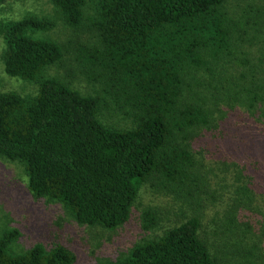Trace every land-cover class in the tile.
<instances>
[{
    "label": "trees",
    "instance_id": "trees-1",
    "mask_svg": "<svg viewBox=\"0 0 264 264\" xmlns=\"http://www.w3.org/2000/svg\"><path fill=\"white\" fill-rule=\"evenodd\" d=\"M6 1L4 71L36 89L0 92V158L80 225L125 226L144 185L181 208L155 234L158 212L144 207L150 235L97 264H264V4L49 0L51 13L12 19ZM52 64L64 77L46 74ZM20 235L0 232V264H77L63 243L15 251Z\"/></svg>",
    "mask_w": 264,
    "mask_h": 264
},
{
    "label": "rangeland",
    "instance_id": "rangeland-1",
    "mask_svg": "<svg viewBox=\"0 0 264 264\" xmlns=\"http://www.w3.org/2000/svg\"><path fill=\"white\" fill-rule=\"evenodd\" d=\"M254 3L261 5L264 4V0H254ZM52 8L49 0H7L4 4V11L12 19H19L28 11L49 14ZM57 29L54 36L59 40L68 42V39H73L63 32H68L66 28L63 27L62 32L59 27ZM48 33L51 34L52 31ZM3 47L4 42L1 37L0 54ZM45 72L48 75L64 77L63 70L55 64L47 66ZM73 83L75 84L74 81ZM84 86L86 84L83 80L80 87ZM34 89H36L34 82L6 74L0 58V92L17 91L27 95L34 93ZM213 153L217 155L216 152ZM212 161L215 167V159ZM218 174L225 177L223 169ZM150 205L155 207L159 215V227L155 229V234H159L164 228L183 218L180 206L173 203L171 198L152 192L144 185L139 200L134 206L132 218L125 226H119L114 230H101L99 226L80 225L66 213L60 203H48L44 198H35L28 191L27 178L22 167L16 162L0 158V232L8 226L20 230L21 244H17V241L12 242V245L18 247H14L15 251H21L25 246L35 242H42L45 245L63 243L77 254V264H97L98 257L115 259L125 254L140 237L150 235L144 230V221L140 218L143 208ZM215 205L204 210L202 225V234L211 239L215 229L213 219L218 213Z\"/></svg>",
    "mask_w": 264,
    "mask_h": 264
}]
</instances>
